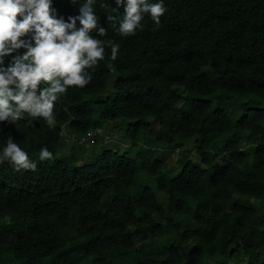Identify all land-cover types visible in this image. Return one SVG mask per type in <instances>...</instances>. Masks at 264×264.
<instances>
[{"label":"trees","instance_id":"obj_1","mask_svg":"<svg viewBox=\"0 0 264 264\" xmlns=\"http://www.w3.org/2000/svg\"><path fill=\"white\" fill-rule=\"evenodd\" d=\"M102 2L117 59L106 45L52 125L0 123V142L11 135L38 161L0 164V264H264V0H165L159 28L145 16L129 37ZM116 119L133 120L132 156H57L62 125L83 136Z\"/></svg>","mask_w":264,"mask_h":264},{"label":"clouds","instance_id":"obj_2","mask_svg":"<svg viewBox=\"0 0 264 264\" xmlns=\"http://www.w3.org/2000/svg\"><path fill=\"white\" fill-rule=\"evenodd\" d=\"M73 2L79 5L78 12L65 17L58 14L54 0H0V123L24 120L26 126H34L43 119L52 125L55 102L71 86L90 84L96 66L108 55L106 45L111 49L109 58L117 59L121 44L105 41L108 29L96 11L98 0ZM112 4L113 0H103L102 7ZM114 4L113 10L120 14L106 18L124 37L135 35L145 16L159 28L167 12L165 0H114ZM66 128L61 126V137L69 134L81 142L90 132H102L103 126L83 136L70 129L67 133ZM52 156L46 145L40 148L39 161ZM4 162L17 170L38 168V161L11 135L0 142V164Z\"/></svg>","mask_w":264,"mask_h":264},{"label":"rangeland","instance_id":"obj_3","mask_svg":"<svg viewBox=\"0 0 264 264\" xmlns=\"http://www.w3.org/2000/svg\"><path fill=\"white\" fill-rule=\"evenodd\" d=\"M176 91H179L180 86H175ZM133 120L116 119L106 122L103 125L102 132H90L81 142L70 137L69 134L61 137L60 148L57 152L59 158L71 152L78 156V163H86L89 161L90 154L93 149L100 151L104 146L109 149H119L120 152H125L132 156L137 149L136 144H132L130 138L126 136V129L130 127ZM68 133V128H66ZM107 135V136H106ZM160 194V191L157 190Z\"/></svg>","mask_w":264,"mask_h":264}]
</instances>
